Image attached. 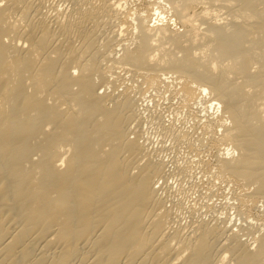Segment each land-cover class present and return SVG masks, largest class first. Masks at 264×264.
<instances>
[{"label": "bare ground", "instance_id": "obj_1", "mask_svg": "<svg viewBox=\"0 0 264 264\" xmlns=\"http://www.w3.org/2000/svg\"><path fill=\"white\" fill-rule=\"evenodd\" d=\"M121 2L0 0V264H264L263 221L235 229L241 221L196 219L200 205L189 224L172 220L164 162L129 136L134 88L98 91L121 69L145 88L177 83L185 107L220 109L202 125L215 175L250 188L234 196L238 212L264 210V0H156L135 14Z\"/></svg>", "mask_w": 264, "mask_h": 264}, {"label": "rangeland", "instance_id": "obj_2", "mask_svg": "<svg viewBox=\"0 0 264 264\" xmlns=\"http://www.w3.org/2000/svg\"><path fill=\"white\" fill-rule=\"evenodd\" d=\"M51 0H46V3ZM60 0H56V4L59 3ZM63 1V0H62ZM123 1H126V2H123ZM130 3H128V2ZM135 1V2H134ZM158 1V0H157ZM47 3L48 5H50L51 3ZM52 2L55 3V0H53ZM121 2V0H120ZM123 2V3H122ZM121 4H123V8H126L125 10H133V9H137V10H134L132 11L134 14L136 12H139L141 10H144L149 4L150 7L149 8H153V7H157V4L158 2H156V0H122ZM157 4H155V3ZM45 3V5H46ZM52 3L53 5H50V6H54L55 4ZM63 3V6L61 4V2L59 3V5L61 6L58 7L59 5H55L53 8L55 7H58V8H55L59 11H64L66 9H70V4L68 2ZM68 3V4H67ZM125 3V4H124ZM151 3H152V6H151ZM65 4L69 5V6H65ZM131 4V5H130ZM155 4V5H154ZM47 6V5H46ZM44 8V10H46V8L48 7V10L51 12L52 11V7L50 6H47ZM159 6V5H158ZM50 7V8H49ZM67 7V8H66ZM155 7V8H156ZM132 8V9H131ZM153 8V9H155ZM51 9V10H50ZM62 9V10H61ZM124 10V9H122ZM67 11V10H66ZM161 11H164L161 9ZM53 12V11H52ZM131 12V11H130ZM165 12V11H164ZM162 12V13H164ZM152 13H155V12H152ZM132 14V13H131ZM166 14V13H165ZM133 17H135L134 15H132ZM131 15H130V20L133 18ZM158 15L156 16V14H154V16H152V22L151 24H153V22L155 21L156 22V19ZM130 20H127L124 24L125 26L123 27L122 25V29H129L127 30L128 31H131V29H133V23H134V18L132 19L133 22L131 23ZM131 20V21H132ZM128 23V24H127ZM130 24V25H129ZM116 25H119V24H116ZM130 27H129V26ZM132 26V27H131ZM173 27L175 26L176 29L178 30H181L183 27L180 26L179 23H176L174 25H172ZM117 27V26H115ZM120 28L117 29L116 28H113L116 29L114 30L115 32H118V33H122V36L125 35V37L128 39V36H126V31L123 30L121 31V26H119ZM127 27V29L125 28ZM134 31V30H133ZM126 32V33H124ZM129 33V39L131 37H134V34L135 32H128ZM127 33V34H128ZM133 35V36H130V35ZM121 36V34H120ZM121 36V37H122ZM124 37V38H125ZM123 38V37H122ZM123 38V39H124ZM126 39V40H127ZM102 39H100L99 43H101ZM127 42V41H126ZM117 49H120L119 47ZM118 51V50H117ZM121 51H119L120 53ZM121 54V53H120ZM119 56V54L117 55ZM116 56V57H117ZM116 71L118 73H116L117 75L116 76H119V78L117 77L116 78V83L114 84V86H110L108 89L105 90V88L103 86H98V91L100 93H103V92H109L111 93V91H113L115 89V91L117 92H121L123 90V88L125 86H128V87H132L134 88L132 91L133 94H134V97H135V100L136 102L138 103L137 104V107L139 108V115H140V118L138 119V121H135V123L133 122V124H131V134H129V136H135V134H138L136 136H139L138 138H140V140L144 141L146 140V146L148 145V150H155V153H157V158L162 160L165 164V177L163 180L160 181V186L164 185L166 187H163L165 190L163 192L165 193H162L160 194V196L162 195L161 198H164L165 201L164 202V206L167 208H174L176 209L175 213H173L172 217L174 220V217H175V220L176 221H179L181 222L180 224L183 225V223L185 224H189L191 221L188 222V220H192L191 218V214H189L188 212L195 207H197V205H200L202 207V209H197L196 211H194L195 209H193V216L196 217V219L200 216V219L201 220H204L206 219V221H212L213 220V217H217V218H214L215 219H218V220H224V221H227L229 222L230 225L233 224H237L239 223V221H241L237 227L235 226V229L238 227L241 228L245 226V224H248L246 222H252V224L254 223L256 225L257 222H261L263 221L264 222V210H262L263 208L260 206L261 204L259 202L257 203H254L252 204L251 202L247 203V206L246 208L248 209L247 212H244V214L242 213V210H240L238 212V209L234 206L235 202H238V201H234V198L237 197L238 195V192H239V195H241L242 191L244 192H249L250 191V188L248 187H243L240 185V184H236L234 182H230L229 180H226L224 178L222 179H218L215 175V165H216V158H215V154L218 155V151L216 150V148L212 147L211 144H209L210 142V139H211V135L207 132H205V128H203V122L205 121V117H206V114H208V116L212 117L213 119H217V117L219 118V116H221V110L219 109L218 112H216V107H215V110L212 109H208V113L204 114L205 112L203 111V108L201 107L200 104H197L196 106L193 105V106H188V107H185V105H183V103H181V99L179 97V95L176 93V88H177V83H176V86L173 85V79H171L170 76L173 77V74L169 75L167 74V77L166 75L162 76L163 79H166L164 81V83H171L170 87L168 89H161V88H158L157 89H154V88H148L146 86V88L144 87L145 85H142L141 84V78H139L137 75V77L135 75H133L130 71H123L121 69H116ZM131 73V76H130V73ZM127 75V76H126ZM134 76V77H133ZM136 77V78H135ZM167 77V78H166ZM121 78V79H120ZM130 80H128V79ZM133 78V79H131ZM135 79V80H134ZM162 79V80H163ZM119 80V81H118ZM125 83H123V82ZM138 83V84H137ZM174 83V84H175ZM133 85V86H132ZM142 87H141V86ZM173 85V86H172ZM175 89H172V87ZM113 87V88H111ZM137 88L139 89V91L137 92ZM171 88V89H170ZM149 89V90H147ZM178 89V88H177ZM104 90V91H103ZM136 90V92H135ZM103 91V92H102ZM149 91V92H148ZM160 91V92H159ZM163 91V92H161ZM169 91V92H168ZM173 91V92H172ZM151 92V93H150ZM143 93V94H142ZM145 93V95H144ZM176 93V94H175ZM136 94V95H135ZM159 94V95H158ZM150 95V96H149ZM178 95V96H177ZM145 96V97H144ZM154 96V97H153ZM159 98V99H158ZM208 98V96H207ZM206 98V99H207ZM153 100V103L151 102ZM159 100V101H158ZM164 100V101H163ZM156 102V103H155ZM180 102V103H179ZM159 103V104H158ZM179 103V104H178ZM150 105V106H149ZM156 105V106H155ZM162 107H161V106ZM154 107V108H152ZM160 107V108H159ZM179 107V108H178ZM187 108V109H186ZM198 108V109H197ZM189 110V111H188ZM192 110V111H191ZM188 111V112H186ZM203 111V112H202ZM215 111V112H214ZM162 112V113H161ZM200 112V113H199ZM193 113V114H192ZM198 113V114H197ZM212 113H213V116H212ZM216 113V114H215ZM161 114V115H160ZM164 114V116H163ZM186 114V115H185ZM211 114V115H209ZM194 115V116H193ZM217 115V116H216ZM157 116H160V117H157ZM201 116V117H200ZM155 117V118H154ZM158 118V120H157ZM143 122H142V120ZM171 120V121H170ZM153 121V122H152ZM196 122V123H195ZM199 122V123H198ZM143 123V124H142ZM194 123V124H193ZM167 124V125H166ZM143 125V126H142ZM193 125V126H192ZM143 129H142V127ZM172 126V127H171ZM185 126V127H183ZM196 126V127H195ZM168 129H167V128ZM189 127V129H188ZM202 127V128H201ZM141 128V129H139ZM176 128V129H174ZM193 128V129H192ZM220 128V130H219ZM141 130V132L139 130ZM172 129V130H170ZM185 129L187 131H189V134H191V137H190V143H188L187 141L184 140V142L180 141V142H177L176 139L178 138L177 136V132L179 133V130L181 131H185ZM221 127H216L215 128V136H219L220 135V131H221ZM138 130V132H137ZM194 130V131H193ZM198 130V131H197ZM133 131V132H132ZM134 131H135V134H134ZM200 131V132H199ZM140 132V133H139ZM200 134V136H199ZM219 134V135H218ZM135 136V137H136ZM143 136V137H142ZM166 136V137H165ZM177 137V138H176ZM201 138V140L197 139V138ZM142 138V139H141ZM145 138V139H144ZM191 138H194V139H191ZM210 138V139H209ZM204 139V140H203ZM178 140V139H177ZM193 140V141H192ZM179 141V140H178ZM145 142V141H144ZM150 142V143H149ZM159 142V143H158ZM192 142V143H191ZM188 143V144H187ZM156 144H158L156 146ZM186 144V145H185ZM192 144V145H191ZM179 145V146H178ZM191 145V146H190ZM198 145V146H197ZM210 145V146H209ZM150 146V147H149ZM154 146V147H153ZM156 146V147H155ZM159 146V147H158ZM182 146V148H181ZM193 146V147H192ZM164 147V148H163ZM175 147V148H174ZM185 149H184V148ZM179 149V151H178ZM161 150V151H160ZM174 150V151H173ZM192 150V151H191ZM196 150V151H195ZM211 150V151H210ZM216 150V151H215ZM180 152V153H179ZM196 152V153H195ZM221 152V151H220ZM160 153V154H159ZM183 154V155H182ZM192 155V156H191ZM181 156V157H180ZM185 156V157H184ZM219 156V155H218ZM175 157V158H174ZM180 157V158H178ZM185 160H184V158ZM187 157V158H186ZM196 157V158H194ZM217 157V156H216ZM173 159V160H172ZM176 159V160H175ZM192 162H191V161ZM175 161V162H174ZM194 162V163H193ZM203 164H202V163ZM210 162V163H209ZM174 163V164H173ZM177 163V165L175 164ZM186 163V164H185ZM188 167L190 168H186V166L188 165ZM181 164V165H180ZM205 164V165H204ZM172 165V166H171ZM174 165V166H173ZM213 165V166H212ZM183 166V167H182ZM200 166V167H199ZM211 166V167H210ZM170 169H169V168ZM206 167V168H205ZM184 168V173H186V176H184L185 174L182 173L181 171L183 170ZM169 169V171H168ZM205 172H203L204 170ZM209 169V170H208ZM212 169V170H211ZM176 170V171H175ZM178 170H180V173L178 172ZM189 171V172H188ZM191 171V172H190ZM212 171V172H211ZM200 172V174H199ZM208 172V174L206 173ZM214 172V173H213ZM188 173L190 174L189 176ZM210 173V174H209ZM184 174V175H183ZM191 174H194V175H191ZM168 175V176H167ZM192 176V177H191ZM199 176V177H198ZM212 176V177H210ZM198 179H197V178ZM201 177V178H200ZM207 177V178H206ZM210 177V178H209ZM216 177V178H215ZM189 178V179H188ZM166 179V180H165ZM169 179V180H168ZM185 179V180H184ZM208 179V180H207ZM216 179V180H215ZM224 179V180H223ZM188 180V182H187ZM214 180V181H213ZM218 181V182H217ZM163 182V183H162ZM166 185H165V183ZM211 182V183H210ZM213 182V183H212ZM168 183V184H167ZM200 183V184H199ZM158 186V185H157ZM158 187V189H160ZM168 187V188H167ZM252 188V187H251ZM249 189V190H248ZM248 190V191H247ZM252 190V189H251ZM173 193H172V192ZM161 192V191H159ZM169 192V193H168ZM176 192V193H175ZM233 192V193H232ZM241 192V193H240ZM244 192V193H245ZM176 195H175V194ZM236 193V194H235ZM172 194V195H171ZM164 195V196H163ZM178 195V196H177ZM210 195V196H209ZM236 195V196H235ZM238 195V196H239ZM168 196V198L166 197ZM171 198H170V197ZM235 196V197H234ZM166 198V199H165ZM177 198V199H176ZM170 199V200H169ZM179 199V205L177 207H174L175 204L174 202ZM190 199V200H188ZM163 200V199H162ZM174 200V201H173ZM186 200V201H185ZM188 200V201H187ZM200 200V201H199ZM168 204H167V202ZM171 201V202H169ZM180 201L181 204H180ZM199 201V202H198ZM201 201H202V204H201ZM209 201V202H208ZM232 201H233V204H232ZM192 202V203H191ZM210 204H208V203ZM218 202V203H217ZM227 202V203H226ZM231 202V203H230ZM173 203V204H172ZM198 203V204H197ZM239 203V202H238ZM259 203V204H258ZM193 204V206H192ZM196 206H195V205ZM217 205V207H212V205ZM233 205V207H231V205ZM171 205V206H170ZM191 205V208L188 209ZM205 205V206H203ZM240 205V203H239ZM257 205V206H256ZM199 206V207H200ZM222 206V207H221ZM226 206V207H225ZM200 207V208H201ZM208 209H207V208ZM210 207V208H209ZM185 208V209H184ZM206 208V209H205ZM174 209H171V210H174ZM188 209V211H187ZM211 211H210V210ZM212 209H215V210H212ZM236 209V210H235ZM200 210V211H198ZM202 210V212H201ZM222 210V211H221ZM259 210V211H258ZM177 211V212H176ZM200 213H198V212ZM208 212L207 214L205 212ZM220 211V213H219ZM240 214H238L237 212ZM261 211V212H260ZM185 212V213H184ZM187 212V213H186ZM204 212V213H203ZM215 212V213H213ZM219 214H218V213ZM192 213V212H190ZM197 213V215L195 216V214ZM202 213V214H201ZM210 213V214H209ZM247 213V214H245ZM178 214V215H176ZM181 214V215H180ZM185 214V215H184ZM213 214V215H212ZM217 214L221 217H218ZM221 214V215H220ZM176 215V216H175ZM189 215V216H188ZM216 215V216H215ZM236 215V216H235ZM179 216V217H178ZM184 216V217H183ZM225 216V218L223 217ZM242 216V217H241ZM188 217V218H186ZM193 217V218H194ZM205 217V219H204ZM230 217V218H228ZM237 217V218H236ZM239 217V218H238ZM177 218V219H176ZM181 218V219H180ZM203 218V219H202ZM221 218V219H220ZM227 218V219H226ZM237 220H236V219ZM243 218V219H242ZM180 219V220H179ZM185 219V220H183ZM195 218L193 219V222L196 220ZM199 219V218H198ZM235 219V220H234ZM246 219V220H245ZM232 220V221H231ZM186 221V222H184ZM231 221V222H230ZM237 221V223H235ZM256 221V222H255ZM245 223V224H244ZM185 224V225H186ZM253 224V226H255ZM258 224V223H257ZM240 234H242V232H240ZM242 239H245L247 236L246 235H241ZM244 237V238H243ZM247 238H250V237H247Z\"/></svg>", "mask_w": 264, "mask_h": 264}]
</instances>
